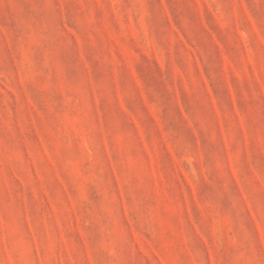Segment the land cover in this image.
Wrapping results in <instances>:
<instances>
[{
    "label": "rangeland",
    "instance_id": "rangeland-1",
    "mask_svg": "<svg viewBox=\"0 0 264 264\" xmlns=\"http://www.w3.org/2000/svg\"><path fill=\"white\" fill-rule=\"evenodd\" d=\"M0 264H264V0H0Z\"/></svg>",
    "mask_w": 264,
    "mask_h": 264
}]
</instances>
